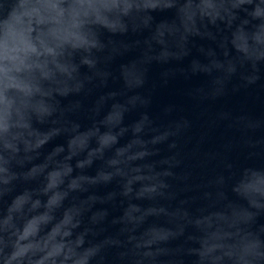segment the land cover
Here are the masks:
<instances>
[{
	"label": "clouds",
	"instance_id": "1",
	"mask_svg": "<svg viewBox=\"0 0 264 264\" xmlns=\"http://www.w3.org/2000/svg\"><path fill=\"white\" fill-rule=\"evenodd\" d=\"M0 264H264V0H0Z\"/></svg>",
	"mask_w": 264,
	"mask_h": 264
}]
</instances>
